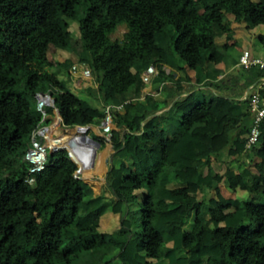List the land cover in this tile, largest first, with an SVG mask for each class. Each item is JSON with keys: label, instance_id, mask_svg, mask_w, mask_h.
I'll return each mask as SVG.
<instances>
[{"label": "trees", "instance_id": "trees-1", "mask_svg": "<svg viewBox=\"0 0 264 264\" xmlns=\"http://www.w3.org/2000/svg\"><path fill=\"white\" fill-rule=\"evenodd\" d=\"M229 15L247 31L264 28V0H0V264H264V173L228 166L220 174L210 163L227 148L241 159L250 95L208 111L213 93L184 94V78L174 77L186 68L197 85L219 90L226 79H217L224 55L216 43L233 41ZM119 26L126 32L113 41ZM237 46L226 44L227 55ZM51 48L62 58L55 65ZM74 64L89 67L93 84L84 90L125 131L111 138L110 199L95 197L86 182L104 166L85 171L80 162L85 185L66 150L48 153L35 186L25 183L23 158L42 124L38 92L52 91L63 127L83 124L64 129L69 135L54 128V148L105 116L74 94ZM149 66L157 70L155 93L142 98L140 75ZM239 75L248 87L264 71L241 68ZM258 92L264 104V89ZM158 121L177 133L168 137ZM246 152L264 160V122ZM239 176L259 201L238 194ZM223 181L235 198L222 197ZM123 189L139 195L140 230L133 205L118 196Z\"/></svg>", "mask_w": 264, "mask_h": 264}, {"label": "crops", "instance_id": "crops-1", "mask_svg": "<svg viewBox=\"0 0 264 264\" xmlns=\"http://www.w3.org/2000/svg\"><path fill=\"white\" fill-rule=\"evenodd\" d=\"M228 17L231 21V29L233 30V41H227L226 38H222V39L218 40L216 43L218 48L220 49V51L224 55L222 61H220L216 65V68L221 71V75H219V77L217 79L218 80H220L222 78L226 79V82L219 87V90L214 91V89H212L208 86L197 85L195 83V78H194L193 72H191L190 70H188L186 68L182 69L179 72H176L174 75L175 78H178V77L184 78V81L181 83V86L185 92L184 94H187L190 92H195L197 95H199V94L205 93L207 91H210L211 93H213L214 98H212V100H211V105L209 106L208 111H214V110L218 109L220 107V105H224V106L228 107V106H231L235 102H239V101L242 102L254 90L264 89V78L253 83L252 85H250L248 87H245L244 83L239 81V78H240L239 72L241 71V67L239 65H232L233 60L238 57V53H241V51H243V50H249L252 56L264 57V46L259 43L260 39H262L264 41V28L262 26H259V27L254 28L253 30L247 31L243 28V26L240 23H238L234 20V17L232 15H229ZM119 27L123 28L125 26H119ZM233 42H236V44H238L237 52L232 53L231 55H227V52L224 49V47L226 44H228V43L231 44ZM166 72L170 73L171 69L167 68ZM92 83H93L92 80H87V79H83V78H79V77L74 78V88H76V89H85L89 86H92ZM145 91L148 93L149 92H151L153 94L155 93V89L153 88L152 84L147 86V88H145ZM176 98L177 97H175L174 99H176ZM84 102H85L86 106L90 105L91 107H93L99 111L105 112L107 109V106L104 105L103 101L100 98L95 99V100H90V101H84ZM169 107H170V105L166 109H164L163 112L167 111ZM245 109H246V106L243 107V110H245ZM55 112H57V110L54 111V113ZM54 113H53V111L49 113L50 116H49L48 120L55 119ZM235 122H238V120H236ZM101 124H102V122H96L92 125H89L87 127L79 129L78 132L80 130H82L83 132L81 131V134L87 135L90 138H92L93 140L101 141L102 143H104L105 147H107L109 149V152L111 154H113L112 151H114V150H113V146L111 143L112 135L116 134L122 138L125 131L121 127H119V125L113 124V126H115V125L117 126L118 130H115L111 134L105 135L102 132ZM155 126L161 132H164L168 137L175 135L178 131V129L175 125H172V124L166 125L165 123H162L159 121L155 123ZM92 136H95V138H93ZM72 138L73 137H68L67 138L68 140L66 139V143L67 142L69 143ZM229 150H230L229 148L225 149L220 155L214 156L210 160L211 166L215 167V169H217V171H219L220 174H224L226 171V168L228 166H230V167L231 166L232 167L238 166L239 167V169H238L239 174L241 173V171L244 168L248 169L251 172V174H253V175H261L262 173H264V160L259 159L257 157H253L251 159H248L246 157L247 152H244L242 154V157L239 160V162H237L235 156L231 155L229 153ZM199 157L202 159H205L206 154H201ZM105 161H106V163L108 162V160L104 159V163H105ZM99 164L102 165V162L99 161ZM99 164H97V166H96L95 165V159H94L95 168H98L100 166ZM104 169H105V167H104ZM80 172L82 175H84L86 173L81 168H80ZM99 177H100V175L92 172L91 174L88 175V177L86 179V182L88 185L91 186L95 197H98L100 195L105 196V193L103 191V187L101 186L102 182H101V179ZM105 178L106 179L103 182V184H104L103 186H105L107 188V186H106L107 176ZM170 180H171V182H173V181H175V178L172 176ZM185 181L189 185L190 190L192 192H195L197 190V186L191 182L190 177H187L185 179ZM238 183H239L238 194H242L243 198H246L249 201H259L260 200L259 196L256 194V192L254 190L247 193L246 188L244 186V183H243L240 176L238 178ZM84 184H85V182H84ZM255 184H256V181H255ZM219 189H220V193H221L222 197H224L225 199H233L237 195L235 193H232L231 191H229L226 188L225 181H223L219 185Z\"/></svg>", "mask_w": 264, "mask_h": 264}, {"label": "built area", "instance_id": "built-area-1", "mask_svg": "<svg viewBox=\"0 0 264 264\" xmlns=\"http://www.w3.org/2000/svg\"><path fill=\"white\" fill-rule=\"evenodd\" d=\"M238 65L245 70L254 67L264 71V57L252 56L249 50H243L241 56L239 57ZM69 73L73 78L79 77L87 80L92 79L91 70L85 64H74L69 70ZM156 75L157 70L153 66H149L141 73L140 78L142 83L149 86ZM145 88L142 91V98L146 95L153 94L151 92H146ZM35 98L37 111L41 114V122L48 121L50 115L47 108L52 109L53 113L56 111L52 91L48 90L47 92H38ZM248 106L252 123L245 136V152L257 145L259 137L262 133V125L264 122V104L260 98L258 89L254 90L250 94ZM117 109H121V107L119 106ZM54 114L55 119L50 121L49 125L44 127L40 126L32 133L30 147L26 151L23 158L28 165L25 183L31 187H34L36 184V175L45 169L47 164V149L53 152V148L49 145L48 130L52 127H56L59 121L58 113L55 112ZM102 122V132L104 134H110V125L113 123V120L109 107H107L105 111V116ZM59 129H61V126Z\"/></svg>", "mask_w": 264, "mask_h": 264}, {"label": "rangeland", "instance_id": "rangeland-1", "mask_svg": "<svg viewBox=\"0 0 264 264\" xmlns=\"http://www.w3.org/2000/svg\"><path fill=\"white\" fill-rule=\"evenodd\" d=\"M125 32H126V28L125 27H123V28L122 27H118L117 30L110 35V39L113 40V41H115V40H121L123 38ZM48 58H49V61H50V63L52 65H55L56 61H62V58L61 57H57V56L54 55V51H53L52 48L49 49V51H48ZM74 94L78 98H80V99H82L84 101H90L91 100V98L88 96L87 92L84 89H76L75 88L74 89ZM47 111H48V113L50 112V110L48 108H47ZM50 121H52V120L50 119L48 121L42 122L41 127H44L46 125H49L50 124ZM79 124L81 125V122L78 123V125ZM59 130H60V132L62 134H65V135H69L72 132V131H70L69 133H66L65 130L63 129V127H61V129H59ZM75 131H77V134L78 133L81 134V131L82 130H80L79 132H78V130H75ZM48 137H51L53 139L54 138H57V136L54 135V134H51ZM92 137L95 138V136H92ZM95 141L97 143H99V145L96 147V151L100 153V154L98 153L95 157H93L95 159V165L97 166V164H99V161H100V162H102V166L105 167V169H104L105 172L103 171L102 173H97V174L100 175L99 178L101 179V182H102L101 186L103 187V191L105 193L104 199H110L113 196V192L110 191L108 189V187L106 188L105 186H103L104 185L103 182L106 179L105 178L106 176L108 178L109 170H110V167H111V160L110 159H111V157H112L113 154H111L109 152V149L107 147H105L104 143H102L101 141H98V140H95ZM68 144L69 143L67 142L66 145H64V148L70 149L68 147ZM49 145L51 146L50 142H49ZM52 148L55 149L54 147H52ZM59 148H62V147H59ZM70 151H71V149H70ZM50 152L51 151L49 149H47L46 154L48 155V153H50ZM112 152H114V151H112ZM71 153H72V151H71ZM104 159L108 160V162L106 163V161H105V163H104ZM86 162L89 163V161H86ZM81 164H82L83 169H85V165L83 163H81ZM95 165H94V160H93L92 161V166H91L90 170H92V171L94 170L96 172H101V171L98 170V168H95ZM82 177H83V175H82ZM83 182H85L84 177H83ZM106 186H107V180H106ZM118 196L121 197V198L126 199V201L131 206L133 205L132 206L133 207L132 212H133L134 217H135V226H136V228L138 230H140V227L141 226H140L139 210L137 208V204H135L137 202V200H138L139 195L137 193H135V192H132L131 190L123 189L120 193H118ZM262 243L264 244V240H263Z\"/></svg>", "mask_w": 264, "mask_h": 264}, {"label": "bare ground", "instance_id": "bare-ground-1", "mask_svg": "<svg viewBox=\"0 0 264 264\" xmlns=\"http://www.w3.org/2000/svg\"><path fill=\"white\" fill-rule=\"evenodd\" d=\"M102 126H103V124H101V128H102ZM112 127H113V124L110 125V134L112 133ZM54 128H57V127H52L51 129L48 130L49 135H51ZM81 136H87V135L76 134V136L73 137L71 140L80 141ZM90 139L93 140L92 138H90ZM62 147H64V146H62ZM96 147H97V144L95 143V140H93L91 142H86V143L80 144V148H81L80 154H76V152H73L71 150L73 158L75 159L76 163L78 162L77 165L80 167L79 162L83 163L85 165V169H84L85 171H92V170H90V168L92 166V161L94 160L93 157H95L99 153L96 151ZM86 161H89V163H87Z\"/></svg>", "mask_w": 264, "mask_h": 264}, {"label": "water", "instance_id": "water-1", "mask_svg": "<svg viewBox=\"0 0 264 264\" xmlns=\"http://www.w3.org/2000/svg\"><path fill=\"white\" fill-rule=\"evenodd\" d=\"M57 113H58V115H59L58 110H57ZM60 119H61V117H60V115H59V121H58V123H57V125H56V127H57L58 129L60 128V124H61V123H60V121H61ZM78 128H80L79 125L75 126L74 128H66L65 130H73V129H78ZM91 141H93V140H91L88 136H81V137H80V141L70 140L68 146H69V148H70L73 152H76V154H80V151H81L80 144H81V143H86V142H91ZM95 143L97 144V146L99 145L97 142H95ZM70 149L62 147V148H55V149H53L52 151H53V152H56L57 150H66V151L68 152V155H69L70 158L72 159V161L77 165L75 159L73 158V155H72ZM113 153H114V152H113ZM77 167H78V166H77ZM80 173H81V172H80V168L78 167V170L76 171V176H79ZM79 178L83 180L82 177H79Z\"/></svg>", "mask_w": 264, "mask_h": 264}, {"label": "clouds", "instance_id": "clouds-1", "mask_svg": "<svg viewBox=\"0 0 264 264\" xmlns=\"http://www.w3.org/2000/svg\"><path fill=\"white\" fill-rule=\"evenodd\" d=\"M92 80V79H91ZM93 84V83H92ZM55 102V101H54ZM55 107V106H54ZM56 109V108H55ZM57 110V109H56ZM104 112V111H103ZM104 114H105V112H104ZM61 120V119H60ZM103 120V119H102ZM102 122V121H101ZM60 123H61V121H60ZM112 124H115L114 122L112 123ZM82 125V124H81ZM80 124H79V126H81ZM60 126L61 127H63L62 126V124H60ZM85 126H87V125H85ZM63 129H66L65 127H63ZM96 142V141H95ZM77 166V165H76ZM111 168V167H110ZM77 170H78V167H77ZM110 171V170H109ZM79 177H82V174L80 173V175H79ZM83 178V177H82Z\"/></svg>", "mask_w": 264, "mask_h": 264}]
</instances>
